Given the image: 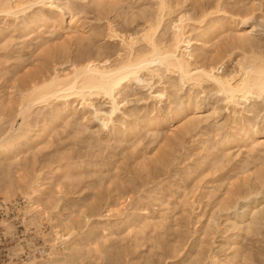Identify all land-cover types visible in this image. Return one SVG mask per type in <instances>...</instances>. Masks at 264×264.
Masks as SVG:
<instances>
[{"label":"rangeland","instance_id":"rangeland-1","mask_svg":"<svg viewBox=\"0 0 264 264\" xmlns=\"http://www.w3.org/2000/svg\"><path fill=\"white\" fill-rule=\"evenodd\" d=\"M169 1L171 19L182 14L190 19L192 66L209 67L222 58L225 73L248 54L264 56V0ZM56 5H31L20 19L0 15V106L9 101L0 107L1 134L21 122L15 115L18 100L37 78L57 70L65 74L87 61L112 63L123 53L119 37H139L157 11L155 0H59ZM244 16L251 17L246 26ZM165 32L164 37L170 34L168 25ZM239 35L247 40L241 43ZM146 78L121 92L112 123L104 125L79 101L56 116L61 104L53 101L45 114L32 115L36 121L30 117L27 137L13 148L12 159L0 154V167L9 171L8 177L0 171L2 182L9 178L21 186L0 192V201L9 205L13 249L30 252L11 264L44 259L51 244L60 248L54 234L61 228L59 218H70L66 229L73 225L75 234L67 237L83 239V256L93 252L95 237L110 233L105 245L111 251L104 249L102 258H117L116 249L113 264H264V94L233 105L208 83L196 87L173 80L176 86L169 87L166 76L152 85ZM162 89L165 95L154 98ZM93 102L109 110L107 99ZM37 176L50 184L39 209L25 202ZM31 211L50 216L40 213L34 224ZM145 217L152 226L137 235L143 246L133 247L127 227ZM88 230L94 237L85 235ZM107 256L87 264H112Z\"/></svg>","mask_w":264,"mask_h":264},{"label":"bare ground","instance_id":"bare-ground-1","mask_svg":"<svg viewBox=\"0 0 264 264\" xmlns=\"http://www.w3.org/2000/svg\"><path fill=\"white\" fill-rule=\"evenodd\" d=\"M58 1L59 0H36V1L0 0V15H5L14 18L16 17L17 19L19 18L20 15L24 16L26 11L30 10L29 7H31V5L41 4L43 7L52 9L54 6L58 7L56 5ZM155 1L157 5L156 14L154 15V17L147 19L146 26L141 30V33L138 35L139 37H135V35L133 36L132 34L128 35L127 37L118 36L120 40V44L123 49L122 50L123 53L119 58L117 57L116 60H113L112 63L102 64L100 62L87 61L82 63L81 65L73 66L72 70L65 74H59L57 70L54 73L48 75L47 77H42L43 76L42 75L41 78L38 76L39 78H37L35 81L33 80L34 82L33 85L31 84L32 86H30L31 88L29 92L27 93L24 92L26 94H21L20 98L18 97L19 100L17 104L18 106L16 111L17 114L15 115L21 118V122L18 124L16 128L11 127V129H9L10 131L8 133L6 132L7 134L4 135L1 134L2 132L0 133V154H2L6 160H10V158L12 159L11 156H13L12 155L13 148L16 145H19L22 140L26 139L30 127L29 122H31V120L29 119L30 117H32L33 114H35V112L36 113L38 112L37 114H35L37 116L40 114H45L42 110L46 109L47 106L51 105L53 101H58L61 104V109L56 108L57 110L54 112L56 113V116H58L57 114H60L61 111L68 110L69 106L73 101H79L80 106L82 108L92 109L94 115L97 116V118L99 117L101 121L104 123V125L110 124L114 121V116L116 112L120 111L121 104L119 101V97L121 95V92L125 90L128 84L133 81L137 83L142 82L145 79V78L142 79V76L148 77L146 79L147 80L149 79L148 82H150L151 85L156 82L155 80H157V82L160 83L164 82L163 78L166 76V78H168L169 80L168 81L169 87L176 86L175 84H173V80L174 81L178 80L177 82L179 83L181 82L182 84H187L196 87H200L203 84L208 83L215 88V91L218 94H220L227 101V103L229 104L231 103L233 105L239 104L240 100L247 101L249 98L253 96L260 97L264 94V56L260 55L261 53L259 54L258 52H256V54L258 53L259 55H253L254 53H252L251 54L252 56L248 54L250 57H247L248 55L245 53L247 55L246 58L243 57L242 59L238 60L237 63H235L236 65L234 69L232 71L225 73L220 72L221 71L220 68L222 64L220 61L222 60V58L220 61L213 62L212 65L210 66L208 65L209 63L207 62L208 63L207 65L209 67H206L203 64L192 66L191 60L194 56L196 57V55H194L193 53L194 50L192 51L193 42H192V38L189 35V32L192 31L193 28L189 29L190 31L187 29V27H190L189 26L190 19L188 21V18L183 16V14L177 15V18L171 19L172 16L170 15L173 12L172 11L173 5L170 3V1L169 0H155ZM31 2L34 4H32ZM40 17L41 19L43 18L42 20L45 21L48 20L47 16L46 17L40 16ZM35 18L36 21L40 20L37 19V16ZM249 19H251L250 16L249 17L244 16V18L242 17L241 24L243 26H246ZM22 21L25 22L26 21L25 18L23 19L22 17ZM69 22L71 24L73 21L71 22L70 19ZM201 22L203 23V21ZM201 22H198V24ZM167 25H168V29L170 30V34H168L169 37L167 35L166 38L164 36L166 34L165 31L167 30ZM241 32L243 33L246 31L242 30ZM112 35L113 37L115 36L117 37L118 34H115L114 32ZM194 38L193 41H195ZM237 38H239L241 43L242 41L247 40L246 38L242 37V35L241 36L239 35ZM201 41H196V43L201 45L200 44ZM198 51L199 49L197 50V52ZM202 53L205 54L204 51ZM199 55L200 54H198V56ZM166 74L173 75V77L175 75L176 77L170 80V78L167 77ZM177 82L174 83L177 84ZM164 95H165L164 89L158 91L157 93H153L154 98H162ZM97 97H102L107 99L110 105L108 111L101 110L100 108L95 106L93 101ZM7 102L9 103V101ZM7 102H1L2 104L0 107L2 110L7 108L8 106ZM42 103L44 106H42V108L39 106L40 108L38 109V105L40 104L42 105ZM35 117H32V120L34 118V120L36 121ZM0 171L1 174H6L8 177L9 171L4 170L3 167H0ZM1 179L3 180V177L0 178V180ZM2 180L0 181V183L4 182V181L2 182ZM11 181L12 180L8 178V183L5 181L7 183L6 186H2L0 184V192L2 191L3 193L5 191V195H6V193L9 194L10 192H13L16 188L21 187L20 185H18L17 183L18 181L15 182L16 180H14L15 183ZM5 182L3 183V185L5 184ZM31 182L32 184L30 183L27 187L29 188L30 191L28 192V195L26 194L25 202L27 203L28 206L32 207L34 205V207H38L39 209V206L43 202L42 201L43 196L46 194L45 192L47 190V186L50 184L46 183L45 180H43V178L40 176H37L36 179ZM224 200L225 199H223V204H228V203H224L226 201ZM40 213L41 216H46V215L48 217L50 216V214H46L44 212H40ZM40 213L39 214H34L33 212L30 213L32 217L31 220L32 223L35 224L41 220L42 217L39 216ZM58 222L60 223L61 228L60 230H56L54 234L56 233V238L60 241L61 247L58 248L57 245L51 244L49 252L45 253L46 258L40 260L32 258L29 262H26L24 264H85L84 259L87 260L86 261L87 264L89 258L91 259V261L93 260V258L94 260L98 258H101L100 260H102L104 257L108 255L107 254L102 258L104 251L107 250V248L109 249V247L106 248L107 245L106 242H108L107 239L111 235L110 233H105L102 235L98 234L99 238L98 237L94 238V242L96 241V245L95 248H93L92 250L93 252L91 253L90 249L87 250L88 252L85 250L84 253L87 254L86 255L84 254L83 256L82 251L84 250V247L83 248L81 247L82 243H84L82 242L83 239L81 237L80 238L76 237L75 240L74 238L73 240H71L72 237L71 238L67 237V234L68 236L75 234L73 231V225L69 226V228L66 229V227L69 224H72L70 218H66V219L59 218ZM151 223L152 220L145 217L143 220L138 221L133 226L127 225L128 226L127 234L128 233L129 235L134 234V238L132 237V239H134L132 245L133 247L141 240V237L140 239H138L137 237L138 233H140L138 236L142 235L141 232L146 227H149ZM10 227L12 226L7 225L8 230L12 231V228ZM93 231L94 230H88V232L86 231L85 235H87V233L88 235H90L92 234ZM93 234H95V232ZM91 236L92 235H90V237ZM142 236H144V234ZM148 238H152V237L150 236L147 237V240H149ZM88 239H92V238H88ZM91 241L92 240H90V242ZM140 242H145V241H140ZM140 244L138 243L137 246H139ZM102 245H105V248L102 249V247H104ZM109 245L110 244H108L107 246ZM86 246L88 247V244ZM80 250L82 253H80ZM173 250H175V248ZM110 251L111 250L109 249L108 253ZM112 252H114V257L117 256L118 258L117 255L119 254L118 251L116 253V249H115V251ZM105 253L107 252L105 251ZM122 254L125 253L122 252ZM122 256L121 258L125 257L126 255L123 257ZM111 257L113 258V255ZM107 258L108 261L109 259L112 260V264L114 260L115 263L117 262L116 261L117 258L111 259L110 256H107ZM107 258L105 259L106 262H108ZM130 261L133 260L130 259ZM98 262L103 263L100 261ZM143 263H147V262L145 261ZM150 263L153 264V262ZM122 264H129V263L126 262Z\"/></svg>","mask_w":264,"mask_h":264},{"label":"built area","instance_id":"built-area-1","mask_svg":"<svg viewBox=\"0 0 264 264\" xmlns=\"http://www.w3.org/2000/svg\"><path fill=\"white\" fill-rule=\"evenodd\" d=\"M10 220L9 205L0 201V264L18 262L30 255V252L23 248L13 249L12 233L7 228Z\"/></svg>","mask_w":264,"mask_h":264}]
</instances>
